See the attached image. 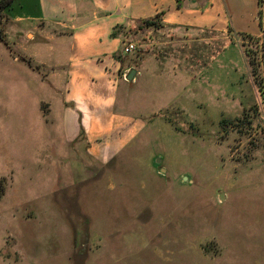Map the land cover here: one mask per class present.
I'll list each match as a JSON object with an SVG mask.
<instances>
[{
  "label": "rangeland",
  "instance_id": "374dc122",
  "mask_svg": "<svg viewBox=\"0 0 264 264\" xmlns=\"http://www.w3.org/2000/svg\"><path fill=\"white\" fill-rule=\"evenodd\" d=\"M259 3L257 36L160 46L202 55L200 97L153 126L143 116L149 129L107 164L63 137L59 102L48 114L52 93L23 81L25 32L0 23V264H264ZM149 28H130L131 55L159 50Z\"/></svg>",
  "mask_w": 264,
  "mask_h": 264
},
{
  "label": "crops",
  "instance_id": "0c3cea01",
  "mask_svg": "<svg viewBox=\"0 0 264 264\" xmlns=\"http://www.w3.org/2000/svg\"><path fill=\"white\" fill-rule=\"evenodd\" d=\"M259 9V0H14L0 23L11 19L25 32L23 81L52 93L40 102L48 114L59 102L63 137L82 134L87 154L107 164L149 129L143 116L153 126L163 111L185 107L189 92L200 97L202 55H172L160 46L257 36ZM151 18L150 35L162 38H151V47L159 50L126 54L124 37H113V29Z\"/></svg>",
  "mask_w": 264,
  "mask_h": 264
},
{
  "label": "trees",
  "instance_id": "16d2710c",
  "mask_svg": "<svg viewBox=\"0 0 264 264\" xmlns=\"http://www.w3.org/2000/svg\"><path fill=\"white\" fill-rule=\"evenodd\" d=\"M14 0H0V19L3 17V12L5 10L10 9L11 5L13 4ZM139 24L143 25L145 27V25H147V27H151L154 26L155 23L153 21H140ZM131 29L126 27V26H117L113 29V33L112 36L113 37H117L119 35H121L122 37H124L123 39V46L125 47L126 43H127V36L130 34Z\"/></svg>",
  "mask_w": 264,
  "mask_h": 264
},
{
  "label": "built area",
  "instance_id": "2783aa9c",
  "mask_svg": "<svg viewBox=\"0 0 264 264\" xmlns=\"http://www.w3.org/2000/svg\"><path fill=\"white\" fill-rule=\"evenodd\" d=\"M135 45L133 44H128L124 49L123 51L126 53V54H129V53H132L134 50H135Z\"/></svg>",
  "mask_w": 264,
  "mask_h": 264
},
{
  "label": "water",
  "instance_id": "95a60500",
  "mask_svg": "<svg viewBox=\"0 0 264 264\" xmlns=\"http://www.w3.org/2000/svg\"><path fill=\"white\" fill-rule=\"evenodd\" d=\"M134 74H135V71L132 70V71L130 72V74L127 76V80H128V81H131V80L133 79V77H134Z\"/></svg>",
  "mask_w": 264,
  "mask_h": 264
}]
</instances>
